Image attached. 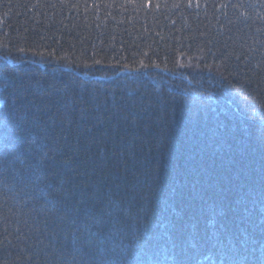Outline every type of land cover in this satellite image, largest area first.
Listing matches in <instances>:
<instances>
[{"label": "trees", "instance_id": "trees-1", "mask_svg": "<svg viewBox=\"0 0 264 264\" xmlns=\"http://www.w3.org/2000/svg\"><path fill=\"white\" fill-rule=\"evenodd\" d=\"M0 264H264V0H0Z\"/></svg>", "mask_w": 264, "mask_h": 264}, {"label": "snow or ice", "instance_id": "snow-or-ice-1", "mask_svg": "<svg viewBox=\"0 0 264 264\" xmlns=\"http://www.w3.org/2000/svg\"><path fill=\"white\" fill-rule=\"evenodd\" d=\"M97 63H99V61H97Z\"/></svg>", "mask_w": 264, "mask_h": 264}]
</instances>
